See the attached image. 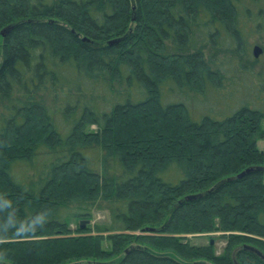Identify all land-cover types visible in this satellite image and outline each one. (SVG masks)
Segmentation results:
<instances>
[{
	"label": "trees",
	"instance_id": "1",
	"mask_svg": "<svg viewBox=\"0 0 264 264\" xmlns=\"http://www.w3.org/2000/svg\"><path fill=\"white\" fill-rule=\"evenodd\" d=\"M0 122V264H264L243 248L264 253V170L229 179L264 166V0H0ZM41 146L55 157L16 179ZM73 202L110 223L71 229ZM215 231L219 254L187 236Z\"/></svg>",
	"mask_w": 264,
	"mask_h": 264
},
{
	"label": "rangeland",
	"instance_id": "2",
	"mask_svg": "<svg viewBox=\"0 0 264 264\" xmlns=\"http://www.w3.org/2000/svg\"><path fill=\"white\" fill-rule=\"evenodd\" d=\"M259 68H260L259 66H254L251 73L257 72ZM82 87L84 89L89 88L87 83H85ZM96 87L97 89L96 90L94 89L95 90L93 93L94 97L92 98V100L95 99L94 101H95L96 111L97 110H105V111L109 110L112 104L116 101L114 100L115 98L110 93L105 83L97 82ZM228 87L233 89V85L228 86ZM234 89L237 90L236 92L238 94L240 91V87H236ZM130 93H131V90L128 89L126 91V95H129ZM89 94L90 92H85V95L83 97L84 100L91 99V98H88ZM122 95L123 94H121L120 97H118L119 98L118 101L120 102L123 101ZM170 95L171 94L168 93V87L163 89L162 97L165 103L167 101L178 100L177 94L172 93L171 97ZM238 95H240V93ZM131 100H135V99L132 98ZM190 100L191 99H189V101ZM232 102L233 101L231 99L226 98V99H220V101L215 100L214 102H210L209 105L205 103H199L198 106L201 107L202 110L207 109V107H209L211 111H214V112L216 111L215 113H218L215 115L219 116V114L224 113L228 109V107L231 106ZM253 104L257 105L255 101L253 102ZM47 105L50 107V110L52 112L54 123L58 125V130L61 132V134H66L67 131L72 126V120L64 119L65 116L61 114V111L59 110L61 107L60 103L57 105L53 104L49 96H47ZM194 105L195 106L193 105L191 106V110L196 117H199L200 115H202L201 113L202 110L200 111V108H197L196 106L197 104H194ZM0 125H1V122H0ZM262 125L264 127V122ZM95 128H96L95 125H90L88 127V129H95ZM257 145L262 151L264 150V140H258ZM86 153L89 157H91L92 161L97 166V159H98L97 149L91 148L90 150H88V152L86 151ZM55 155H56L55 152L51 151L49 148L45 146L43 147L41 146V148L38 149V152L35 154V156L32 158L30 162H20V161L16 162L12 167V174L16 179H22L25 181L32 177L35 179L36 177L33 175V173L41 172L44 169V167H46L50 163V161L55 157ZM173 179H176V178H173ZM85 208L86 207H83V205H81L80 203L73 202V203H70L66 208L62 210V214L65 216V219L68 222L71 229L74 230L76 227H78L80 220H87L85 222V226L91 227V228L95 227L96 225H108L110 223L111 220H110L109 211L105 208V204L103 202H95L93 205H91L89 207V211H90L89 216L83 215L84 212L86 211L84 210ZM136 233H138V231ZM221 234L223 233L215 231V232H209V233L188 234L187 236L189 237L190 242H192L193 244H198V245L208 244V242L211 240L215 248V252L219 254L222 252L226 244V239ZM102 245H104L103 247L108 248L109 242L103 241Z\"/></svg>",
	"mask_w": 264,
	"mask_h": 264
},
{
	"label": "water",
	"instance_id": "3",
	"mask_svg": "<svg viewBox=\"0 0 264 264\" xmlns=\"http://www.w3.org/2000/svg\"><path fill=\"white\" fill-rule=\"evenodd\" d=\"M6 28H4L1 33L4 34ZM252 53H253V56L254 57H258L261 53H262V48L259 46V45H254L253 48H252ZM254 170H264V166H251V167H247L246 169H244L243 171H241L240 173H238L236 176H233V177H230L229 179H233L235 177H242L244 176L245 174L251 172V171H254ZM197 196H200V194H194V195H188L186 196L187 199H191V198H194V197H197ZM87 220H80L79 222V227L80 228H84L85 227V222ZM211 244H212V241H211ZM243 248H245L246 250H249L251 251L252 253L256 254L257 256H259L263 261H264V253L259 250L258 248L252 246V245H244ZM237 264V263H236Z\"/></svg>",
	"mask_w": 264,
	"mask_h": 264
}]
</instances>
